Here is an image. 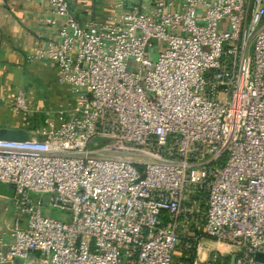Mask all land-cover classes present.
<instances>
[{
	"label": "built area",
	"instance_id": "2783aa9c",
	"mask_svg": "<svg viewBox=\"0 0 264 264\" xmlns=\"http://www.w3.org/2000/svg\"><path fill=\"white\" fill-rule=\"evenodd\" d=\"M45 1L55 36L28 59L74 99L43 125L23 91L9 103L35 129L0 141V264H264V0L84 25L86 0Z\"/></svg>",
	"mask_w": 264,
	"mask_h": 264
},
{
	"label": "crops",
	"instance_id": "0c3cea01",
	"mask_svg": "<svg viewBox=\"0 0 264 264\" xmlns=\"http://www.w3.org/2000/svg\"><path fill=\"white\" fill-rule=\"evenodd\" d=\"M173 1L182 6L185 0ZM151 2L86 0L72 5L71 11L84 25L91 20L104 21L109 15L121 11L145 7ZM52 16L45 0H0V128L24 129L31 137L35 124L30 117L15 114L9 108V103L19 91L26 93L34 102L38 114L49 110L46 105L56 97L73 96L68 87L59 84V71L54 63H30L28 59L34 48L43 47L54 38V29L46 25V20ZM11 195L10 188L0 186V209L9 202Z\"/></svg>",
	"mask_w": 264,
	"mask_h": 264
},
{
	"label": "rangeland",
	"instance_id": "374dc122",
	"mask_svg": "<svg viewBox=\"0 0 264 264\" xmlns=\"http://www.w3.org/2000/svg\"><path fill=\"white\" fill-rule=\"evenodd\" d=\"M131 71L137 72V65H131ZM73 99L74 96L65 94V97H56L54 100L50 101L46 106L47 109H53L56 111L59 110L61 106L67 108L69 104L73 101ZM13 213L14 207L12 201L9 200V202H6L5 206L0 209V228L4 229L6 224H11L14 221ZM51 217L63 218V216L58 213H53Z\"/></svg>",
	"mask_w": 264,
	"mask_h": 264
},
{
	"label": "water",
	"instance_id": "95a60500",
	"mask_svg": "<svg viewBox=\"0 0 264 264\" xmlns=\"http://www.w3.org/2000/svg\"><path fill=\"white\" fill-rule=\"evenodd\" d=\"M30 138V134L24 129L0 128V141L23 142ZM261 259L262 256H258Z\"/></svg>",
	"mask_w": 264,
	"mask_h": 264
},
{
	"label": "trees",
	"instance_id": "16d2710c",
	"mask_svg": "<svg viewBox=\"0 0 264 264\" xmlns=\"http://www.w3.org/2000/svg\"><path fill=\"white\" fill-rule=\"evenodd\" d=\"M38 120H39L40 123H43L44 120H45V116H44V115L40 116V118H39ZM0 186H1V185H0Z\"/></svg>",
	"mask_w": 264,
	"mask_h": 264
}]
</instances>
